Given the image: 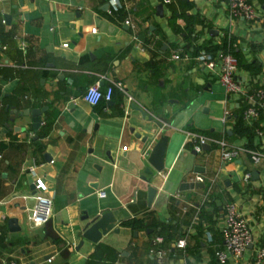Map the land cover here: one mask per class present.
I'll use <instances>...</instances> for the list:
<instances>
[{
	"label": "crops",
	"instance_id": "obj_1",
	"mask_svg": "<svg viewBox=\"0 0 264 264\" xmlns=\"http://www.w3.org/2000/svg\"><path fill=\"white\" fill-rule=\"evenodd\" d=\"M115 1L0 0V264H155V246L165 250L163 264H214L211 249L221 239L229 201L256 233L238 260L216 262L257 264L255 248L264 246V160L254 164L245 148L264 151V117L263 134L251 141L233 132L245 100L225 94L217 69L205 71L184 28L189 19L194 44L234 37L244 59L261 67L256 74L239 67L243 82L264 87L258 39L264 0H251L254 21L230 16L226 0ZM101 74L102 88L112 80L122 88L115 86L109 101L89 104L82 94ZM33 108L42 110L32 114ZM186 129L228 139L238 154L223 160L213 141L196 151ZM159 143L167 178L148 162ZM146 167L155 173L150 181ZM195 173L204 176L203 185L180 189L197 182ZM36 177L51 201L50 218L40 225L30 218ZM150 184L157 192L148 205ZM202 208L210 220L199 217ZM134 216L161 222L168 234L122 224ZM95 217L106 229L90 240L82 232ZM180 238L183 247L176 245Z\"/></svg>",
	"mask_w": 264,
	"mask_h": 264
},
{
	"label": "built area",
	"instance_id": "obj_2",
	"mask_svg": "<svg viewBox=\"0 0 264 264\" xmlns=\"http://www.w3.org/2000/svg\"><path fill=\"white\" fill-rule=\"evenodd\" d=\"M116 2L115 0H112ZM164 3H168L171 0H162ZM227 9L232 17H242L247 21H254L257 17V10L254 3L251 0H226ZM126 24L135 28V23L126 18L124 20ZM50 29H54V25H50ZM94 31L95 28H92ZM65 45V43L63 44ZM3 48L5 46H2ZM20 48L24 49L25 42L21 41ZM175 58H178L179 53L173 54ZM200 65L204 69L218 70L219 81L223 86L225 94H241L245 100L246 106L242 110V117L246 124L253 125L259 121L261 115L264 117V87L261 85L247 86L240 74L239 67L236 58L230 53L223 50L207 51L205 48H201L196 55ZM104 75H100L93 83L86 87L82 94V98L89 104H96L99 100L103 99L109 101L112 98V93L115 86L122 88L119 81L112 80L104 88H102V80ZM255 133L258 135L263 134V128L259 125L255 127ZM186 141L189 142L193 149L200 151L202 146L210 142L218 144L220 155L223 160H232L239 151L238 146L231 143L228 139L223 137L216 138L211 135H206L192 129L185 130ZM250 160L254 164H258L264 160V151L259 148H245ZM169 169L160 171L163 178H167ZM252 172L246 170L244 172V179H250ZM204 176L200 173H195L193 180L203 181ZM35 189L38 190L30 194L35 199L36 204L32 209L30 218L36 225H40L48 221L51 215V201L48 197L44 196L41 192L46 190V184L40 177H36L34 180ZM100 196H103L105 192L100 190L98 192ZM221 226L219 227L221 243L213 244L214 255L219 262L236 261L238 260L247 248L253 243L254 235L252 232V226L249 219L240 212L233 202H226L224 205L223 214L221 216ZM156 242H162V237L157 236ZM176 245L183 247L185 245V239L180 238L177 240ZM150 253L154 258L155 264H163V257L165 250L160 246L150 248ZM254 262L261 264L264 262V246H258L255 248ZM113 264H130L123 260H116Z\"/></svg>",
	"mask_w": 264,
	"mask_h": 264
},
{
	"label": "trees",
	"instance_id": "obj_3",
	"mask_svg": "<svg viewBox=\"0 0 264 264\" xmlns=\"http://www.w3.org/2000/svg\"><path fill=\"white\" fill-rule=\"evenodd\" d=\"M188 20L184 28L185 33H186L185 38L187 42L193 47L192 53L194 55H197L201 48H205L207 51H216L217 49H222L223 51L230 52L236 58L238 67L245 69L247 71H250L252 74H256L260 71L261 67L259 63L255 61L247 62L244 59V56L240 48L235 43L234 37H229V38L224 37L222 42L220 43L206 42L204 44H194L193 42L195 40V36L193 35L194 28L190 26V24L188 23ZM245 106H246V103L244 104L243 108ZM243 108H241L240 111L236 112V118L233 122V132L240 136L244 135L248 138V141H251L255 133V127L259 125V121L255 122L253 125L246 124L242 117ZM199 217L206 218L207 220L211 219L210 214L206 213V211L203 208L201 209L199 213ZM122 224L131 226L132 228H136V229L151 228V230L155 232L156 235L166 236L168 234L166 228H165L166 232L163 231V225L161 222L156 221V220L148 221L144 217H137V216L130 217L122 221ZM221 241H222L221 239L216 240L217 243H221ZM211 253H212V257L215 259V260L212 259V263L217 264L216 261L218 260L214 255L213 249H211Z\"/></svg>",
	"mask_w": 264,
	"mask_h": 264
},
{
	"label": "water",
	"instance_id": "obj_4",
	"mask_svg": "<svg viewBox=\"0 0 264 264\" xmlns=\"http://www.w3.org/2000/svg\"><path fill=\"white\" fill-rule=\"evenodd\" d=\"M4 17L6 19H8L9 15L5 14ZM134 107L139 109L143 115L147 114V111L145 109H143L142 107H140L139 105L135 104ZM41 110H42L41 108H33L32 109V114H38V113H40ZM150 118H152V117L150 116ZM165 149H166L165 148V144L164 143H159L152 150V154H150V156L148 157V162L158 172L162 171L164 169V167H165V162H164V156H165V151H166ZM144 172L151 176L148 179V181L153 179L155 173L152 170V168L146 167L144 169ZM202 185H203V183L202 182H198V181L197 182L192 181V182H187V183L183 182L181 184V186H180V189L186 188L187 186H191V187L192 186H196L197 187V186H202ZM156 192H157V188H156L155 185H151L150 184V185L147 186V201H148V205H151L152 200H153ZM95 219H96V217L93 218V220L90 221L89 224H87L84 227L83 232H82V236L83 237L88 238L90 240H97L100 237L101 233L105 231L106 228L104 227V225H101ZM92 230H97L98 235L96 237L92 236L90 234V232ZM79 243L81 244V242H79Z\"/></svg>",
	"mask_w": 264,
	"mask_h": 264
},
{
	"label": "rangeland",
	"instance_id": "obj_5",
	"mask_svg": "<svg viewBox=\"0 0 264 264\" xmlns=\"http://www.w3.org/2000/svg\"><path fill=\"white\" fill-rule=\"evenodd\" d=\"M248 36H249V34H246V37H248ZM258 39H260V40H262V41L264 42V31L258 33ZM262 53L264 54V49L262 50ZM205 71H208V69H205ZM218 87H219L220 90L222 89V86L217 84V85H216V88H218ZM204 93H205V92H204ZM205 94H206V93H205ZM201 112H202V111L200 110L199 113L202 114ZM214 124H215L216 127H217V128H216L217 131H220V130L222 129V128H221L222 125H221L220 121L215 120V121H214ZM182 135L184 136L183 133H182ZM252 232H253V234L256 233V229H252Z\"/></svg>",
	"mask_w": 264,
	"mask_h": 264
}]
</instances>
